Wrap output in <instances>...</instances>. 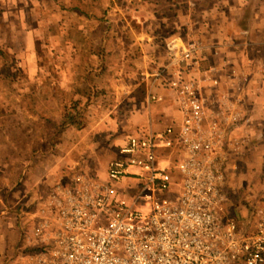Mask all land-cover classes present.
<instances>
[{"label":"built area","instance_id":"built-area-1","mask_svg":"<svg viewBox=\"0 0 264 264\" xmlns=\"http://www.w3.org/2000/svg\"><path fill=\"white\" fill-rule=\"evenodd\" d=\"M196 24L165 25L152 74L174 94L179 118L129 131L108 163L112 181L78 171L22 202L21 239L0 264H264V202L252 227L226 210L227 178L259 130L261 94L250 77H263L264 57L220 51L212 59ZM162 97L148 91L149 101ZM127 177L131 199L116 186Z\"/></svg>","mask_w":264,"mask_h":264},{"label":"rangeland","instance_id":"rangeland-1","mask_svg":"<svg viewBox=\"0 0 264 264\" xmlns=\"http://www.w3.org/2000/svg\"><path fill=\"white\" fill-rule=\"evenodd\" d=\"M132 1L0 0L4 42V54H0V262L6 249L21 239L17 212L22 202L42 198L53 183L66 181L78 171L112 181L108 163L118 155V145L129 131L163 129L171 117L179 118L171 95L149 106L142 89L126 91L124 86H140L144 67L157 69L165 25L178 18L181 4L188 0H137L134 5ZM135 13L146 20L141 28L153 35V42L150 50L139 53L138 46L136 54L124 55L121 39L112 35L127 24L138 32ZM60 30H67L62 38L57 37ZM66 35L79 53L70 50V57L67 53L61 57L56 48L64 47ZM10 41L13 45L8 50ZM103 42L106 54L95 56L92 62L90 53H82L84 43L91 50L94 43ZM52 63L64 70L60 79L55 76L56 83L49 71ZM76 100L80 101L78 111L70 107ZM66 107L80 120L61 127ZM152 110L157 113L153 123L145 118ZM261 144L264 147V137L258 133L243 150L239 170L226 181L230 211L242 226L250 224V206L261 201ZM178 172L175 169L173 175L179 176ZM134 181L124 178L116 183L117 189L126 186V197L131 199Z\"/></svg>","mask_w":264,"mask_h":264},{"label":"crops","instance_id":"crops-1","mask_svg":"<svg viewBox=\"0 0 264 264\" xmlns=\"http://www.w3.org/2000/svg\"><path fill=\"white\" fill-rule=\"evenodd\" d=\"M180 8L181 9L178 12L179 14L178 18L171 20L169 24H172L173 22L178 20H183L188 18L197 23L196 27L199 28L203 26V31L201 30L199 31L204 35L206 41H208L213 45V49L210 54L212 59L217 57L220 54V51L230 54L244 53L252 57H264V0H208V1L188 0L186 2L184 1V3L181 4ZM135 16H136L135 17L136 23L140 25V30L138 32L130 28L129 25L125 21H123V23L125 25L127 24L126 26H128L125 28L126 31L122 29L118 33V35H116L115 33L114 35H112V36H118L119 39H121V43L123 46L122 51L124 52V55L128 54L132 56L136 54L135 51L138 50V46H139V53L144 49L150 50L151 43L153 42L150 41L153 35L148 34L147 31L141 28L146 20H142L140 15H137L136 13ZM87 19L89 20V18ZM129 29L130 31H128ZM220 30L221 31L223 30L224 32H220ZM65 33H67V30H62V31L60 30L59 33L57 34V37L62 38L63 36H65L63 35ZM107 33L108 32L102 35L103 36L102 39L104 38L105 40L107 39L109 34ZM228 37H233L235 39V41L238 43L237 48L225 44ZM141 38L142 39L144 38L146 42L140 40ZM66 39L69 40L72 38L67 37L66 35L65 40ZM84 44L85 45H83L82 53L84 52L90 53L91 52L90 48H86V43ZM68 48L69 51L67 52L66 56L70 57L72 55V52L79 53V51L75 50L74 46ZM107 48H108L107 45L105 44V42H103L101 44V50H102L101 56L103 54H106L105 51L107 50ZM70 50L73 51L71 52ZM58 52H61V48H56V53L57 55L62 57L63 54H58ZM144 56L145 58H147L146 52ZM127 65H130V63H127ZM62 68L63 67L58 66L56 69L58 79L61 78L60 76L64 71ZM100 68L101 69L97 72L98 74L99 73L101 74V70L103 67L101 66ZM70 70L71 69H69V71ZM153 71H149V69H147L146 67L141 69L140 86L139 84H138L139 87L137 86L134 88H131V86H133L132 84L124 86L126 88V91H130V90L132 91L135 89L137 92L142 89L145 94L144 96L145 100L149 106L151 105L150 103L157 101H164L167 95L169 96L171 95V100L173 104L172 108H175L176 105L174 100V94L169 88L164 87L159 81H157V83L153 81L154 79V77L152 76ZM95 72L93 74H95ZM250 80L253 83H256L258 90L261 94V99L258 102V106L259 104L261 105V114H258L259 122H260L258 133L261 135L262 138L264 137V75L259 80H257L253 75H251ZM150 89H153L154 91H158L159 93H161L163 95L162 99L157 101H149L148 91ZM154 113L155 112L152 110L151 113L145 114L146 115L145 118L153 123L152 116ZM173 120L174 118L171 117L169 123H171ZM263 156H264V147L261 144V157L264 158ZM261 177H263L264 179L263 159H261ZM228 178H230V176H228ZM262 202H264V183L261 184V203ZM226 210L230 215H233L231 213L232 207H230L229 196H228V201L226 203ZM245 210H247V208ZM249 211L250 213L252 212L250 208ZM250 215H252L250 224L248 225L244 224V226L246 227H252V225L254 224L255 221L254 212H252Z\"/></svg>","mask_w":264,"mask_h":264},{"label":"trees","instance_id":"trees-1","mask_svg":"<svg viewBox=\"0 0 264 264\" xmlns=\"http://www.w3.org/2000/svg\"><path fill=\"white\" fill-rule=\"evenodd\" d=\"M134 3H137V0H133L132 2H131V4H133L134 5ZM1 37H0V54L1 55H3L4 54V49H3V45H4V42L3 41H1ZM10 39V38H9ZM12 41H10V44H6V47L8 48V50L11 48V45H13L12 43H11ZM64 46V47H63ZM62 47L63 48H61V52H58V54H66L68 51H69V48L68 47H71V46H74V44H73V41H71L70 39L69 40H65V42H64V45H63ZM101 53H102V50H101V45H99V43L98 44H96V43H94V46H93V48L91 49V52H90V60H91V62L93 61V58L95 57V56H101ZM25 54L26 53H22L21 52V57L23 58V57H25ZM59 56V55H58ZM35 66H38V63H35ZM58 67V66H57ZM56 67V68H57ZM66 67H68L67 65H66ZM49 71H50V75L54 78V82L56 83L57 81H56V79H55V76L57 75V72H56V69H55V63H52V65H51V67H50V69H49ZM37 74V73H36ZM49 79V78H48ZM52 80V79H51ZM35 86V85H34ZM23 86H21V88H22ZM80 101L79 100H76L74 103H72L71 104V106L70 107H72V110H74V109H76L77 110V105H78V103H79ZM78 111V110H77ZM79 120L80 119H78L77 117H76V112H74V111H71V109L70 108H68V107H66L65 108V115H64V119H63V121L61 122V124L59 125V126H61V127H65V126H69L71 123H78L79 122ZM33 124H39V122L37 121V120H33ZM58 126V127H59ZM261 201H259V203H260ZM254 207H255V205H252V206H250V210L252 211V212H254Z\"/></svg>","mask_w":264,"mask_h":264}]
</instances>
